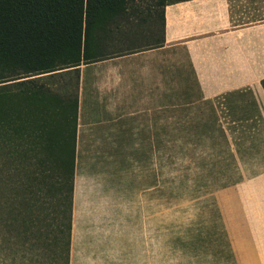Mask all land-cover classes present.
I'll use <instances>...</instances> for the list:
<instances>
[{"label": "crops", "instance_id": "crops-1", "mask_svg": "<svg viewBox=\"0 0 264 264\" xmlns=\"http://www.w3.org/2000/svg\"><path fill=\"white\" fill-rule=\"evenodd\" d=\"M148 12L150 18L155 14L154 8ZM160 20L159 29L139 31L146 49L124 55L147 59L125 68L131 78H117L110 68L108 92L98 99L96 93L83 114L81 101L77 150L85 133H92L85 126L103 128L96 143L105 150L120 144L115 140L124 131L139 149L146 129L164 145L166 126L175 133L176 126L193 124V132L184 133L211 136L207 150L232 151L249 161L244 165L264 167V0H169L164 30ZM163 37L164 44L155 47ZM168 48L182 51L199 94L183 105L172 104L171 117L164 104L163 52ZM91 65L100 69L97 62L82 66ZM97 82L106 79H90L80 67L81 98ZM177 108H183L182 117L175 115ZM77 168L78 152L70 264H264V190H220L209 196L217 206L173 213L169 223L188 229L174 230L166 248V208L76 207Z\"/></svg>", "mask_w": 264, "mask_h": 264}, {"label": "trees", "instance_id": "trees-1", "mask_svg": "<svg viewBox=\"0 0 264 264\" xmlns=\"http://www.w3.org/2000/svg\"><path fill=\"white\" fill-rule=\"evenodd\" d=\"M143 6L0 0V264H70L80 67L143 50Z\"/></svg>", "mask_w": 264, "mask_h": 264}, {"label": "rangeland", "instance_id": "rangeland-1", "mask_svg": "<svg viewBox=\"0 0 264 264\" xmlns=\"http://www.w3.org/2000/svg\"><path fill=\"white\" fill-rule=\"evenodd\" d=\"M157 1L149 0L150 3L155 4V14L151 18L148 9L143 6L147 12L144 13L145 22L139 26L138 31L148 26L160 28L161 7L157 5ZM167 1L169 0H165ZM132 20L137 21V18L132 16ZM115 49L116 46L112 47V50ZM163 55L165 115L171 117L172 104L183 105L189 98H196L199 94L197 89L191 86L194 84L192 73L182 51L179 48H168ZM146 61L147 59L142 55L123 56L97 62L100 65L96 66H100V69L96 70L92 65L81 66V73L85 70L90 79L93 77L106 79L103 84L92 83L96 85L95 87L90 84V93L83 98H81V85L79 108L83 100L82 114L83 111L89 112L87 108H91V101L96 93L98 99L99 95H102L101 92H108L107 79L112 73L109 71L110 68H115L113 71H117V78L128 80L131 75L125 68ZM54 81L59 85L61 92H65L66 85L72 83L69 75ZM68 90H71V86ZM177 109L180 110L175 115L182 117L185 114L183 108ZM170 121L172 120H168ZM85 127L92 133L86 132L88 135L85 133L77 150L76 207H164L166 208V248L172 245L170 240L173 239L174 230L181 232L188 229L183 226L177 228L169 223L168 219L175 217L173 213H183L184 211L180 209L185 208L217 206L218 200L214 195L213 198L209 196L220 190H264V182H258L264 177L263 166H246L244 164L249 162L248 160L237 159L234 156L235 152L232 151L209 148L212 144H209L207 150L206 138L211 136L184 133L187 129L193 132L195 129L193 124L178 125L175 133L171 132L172 126H166V131L169 133L166 132L164 136V145L160 136L157 140L152 134V129H146V132L139 136L141 141L139 149H134V138L124 131L120 134L119 140L117 138L115 140L120 144H109L107 147L111 148L106 147L105 150L99 149V144L96 143L100 140L99 132L103 128L93 125ZM77 129H82L79 111ZM13 255L14 252L11 251L10 256L6 254V258H13ZM9 264H12V261Z\"/></svg>", "mask_w": 264, "mask_h": 264}]
</instances>
